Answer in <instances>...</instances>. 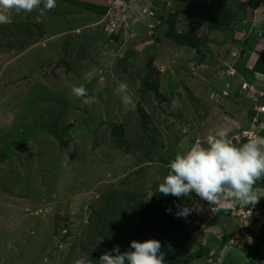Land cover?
I'll return each mask as SVG.
<instances>
[{
  "label": "rangeland",
  "instance_id": "374dc122",
  "mask_svg": "<svg viewBox=\"0 0 264 264\" xmlns=\"http://www.w3.org/2000/svg\"><path fill=\"white\" fill-rule=\"evenodd\" d=\"M68 1L0 24V264H99L149 239L165 264H264V180L255 207L195 193L164 219L143 207L178 152L220 129L238 147L264 137L248 100L264 105V74L247 82L264 51V0ZM73 84L96 102L73 97ZM196 202L199 213L176 215Z\"/></svg>",
  "mask_w": 264,
  "mask_h": 264
},
{
  "label": "clouds",
  "instance_id": "9594fccd",
  "mask_svg": "<svg viewBox=\"0 0 264 264\" xmlns=\"http://www.w3.org/2000/svg\"><path fill=\"white\" fill-rule=\"evenodd\" d=\"M57 6L56 0H0V24L8 23L10 17L7 12L15 10L17 13L32 12L37 8L51 11ZM121 102L127 106L133 103L128 95L127 83L121 82L117 89ZM71 95L82 100L84 105L96 102L94 96H89L83 85H71ZM250 100L258 101L251 96ZM251 101V102H252ZM253 105V104H251ZM264 115V110L259 109ZM205 143L199 142L187 152H178L166 167L169 169L156 188L165 196L188 197L195 193L201 200L211 207L231 208L236 204L242 207H255L261 196L254 190L257 181L264 180V137L251 134L246 143L235 146L228 138V133L217 130L208 135ZM154 194V193H153ZM152 194V195H153ZM176 215L187 217L192 212L202 211L198 202L192 207L177 205ZM171 212V209H166ZM165 253L161 251V243L155 239L130 242V250L121 252L119 245L104 252L99 264H165ZM73 264H92V260L82 254Z\"/></svg>",
  "mask_w": 264,
  "mask_h": 264
},
{
  "label": "trees",
  "instance_id": "16d2710c",
  "mask_svg": "<svg viewBox=\"0 0 264 264\" xmlns=\"http://www.w3.org/2000/svg\"><path fill=\"white\" fill-rule=\"evenodd\" d=\"M262 1L263 0H249V5L253 9H257L261 5ZM68 2H71V3L75 4V5H78L80 3L84 4L83 5L84 8L88 9V10H91V11H97L95 8H97V9L100 8V7L99 8L96 7V5L91 6L90 3L83 2V1H80V0H69ZM228 16L229 15L227 13H222L220 17L222 19L223 18L225 19ZM173 36H174V38L176 40L184 42V41H182V38L184 36H186V35L182 34V33H176ZM188 36H189L190 42L187 43V44H189L190 46L196 47L198 45V43H199L198 42L199 39L197 38V35L194 33V34H191V35L189 34ZM257 54H258V56L255 59L256 60L255 64L251 68V74L252 75L250 76V79L247 81L249 84L255 82V80H256V75L255 74L256 73L264 74V51H259ZM249 88H250V86L246 90H250ZM248 100H250V99H248ZM251 101L252 100H250V104L254 105L255 101L254 102L253 101L251 102ZM180 198L173 197L171 195L165 196V195H163V194H161L159 192H155L153 194V196L151 197V199L147 203H145L143 205V207L146 208L147 210L149 209V211H151V212H155L157 215L160 216V218L164 219V218H166L168 216V211H166V209H169V206L175 204L177 202V200L180 199Z\"/></svg>",
  "mask_w": 264,
  "mask_h": 264
},
{
  "label": "crops",
  "instance_id": "0c3cea01",
  "mask_svg": "<svg viewBox=\"0 0 264 264\" xmlns=\"http://www.w3.org/2000/svg\"><path fill=\"white\" fill-rule=\"evenodd\" d=\"M260 80H262L261 74L260 73H257L256 74V81H260Z\"/></svg>",
  "mask_w": 264,
  "mask_h": 264
},
{
  "label": "built area",
  "instance_id": "2783aa9c",
  "mask_svg": "<svg viewBox=\"0 0 264 264\" xmlns=\"http://www.w3.org/2000/svg\"><path fill=\"white\" fill-rule=\"evenodd\" d=\"M261 110H264V105H263V106H261Z\"/></svg>",
  "mask_w": 264,
  "mask_h": 264
}]
</instances>
